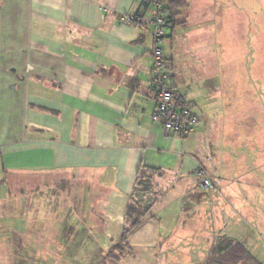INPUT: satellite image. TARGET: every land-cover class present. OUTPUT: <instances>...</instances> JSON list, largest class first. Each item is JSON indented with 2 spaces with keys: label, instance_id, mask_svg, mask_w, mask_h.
Returning a JSON list of instances; mask_svg holds the SVG:
<instances>
[{
  "label": "crops",
  "instance_id": "obj_1",
  "mask_svg": "<svg viewBox=\"0 0 264 264\" xmlns=\"http://www.w3.org/2000/svg\"><path fill=\"white\" fill-rule=\"evenodd\" d=\"M152 1L0 0V181H6L0 185V219L9 222L12 218L4 208L12 176L29 177L35 182L30 187H41L44 178L46 185L55 186L62 179L56 176H63L67 182L72 178L78 190L76 195L72 190L74 199L63 204L106 208V212H96L92 221L89 217L88 228L98 224L100 230H116L120 235L139 168L147 165L162 171L156 178L161 197L152 209L154 219L136 231L148 230L145 224L177 222L178 206L193 202L195 207L184 211L190 218L183 223L195 221L206 228L216 218L212 225L215 238L220 231L228 235L227 226L238 220L232 201L241 194L234 182L241 178L243 183L250 171L244 168L247 158L264 171V137L253 153L247 149L239 154L225 133L230 122L234 123L230 117L243 114L232 106H222L220 111L215 105L220 27L218 9L210 7L211 0L199 4L186 0L188 7L176 11L179 16L167 28L164 40L171 82L183 100L193 104L201 124L181 138L152 119L153 38L147 18L152 14ZM136 13L145 14L144 24L123 22L124 15ZM200 166L217 189L199 186L196 171ZM249 176L244 191L264 189V176ZM79 182L82 189L85 186L80 192ZM221 198L227 200L228 209L224 223L218 224L215 212L219 205L215 207L214 201ZM242 200L243 216L257 220L264 229V217L246 196ZM16 222L17 226L27 223ZM7 225L0 226L4 234L11 230ZM175 226L172 230H177L181 240L193 239ZM203 233L195 237L201 244L208 239V233ZM155 236L156 244L164 248L169 235ZM246 246L258 256L254 246L253 250ZM4 249L0 244L1 256Z\"/></svg>",
  "mask_w": 264,
  "mask_h": 264
},
{
  "label": "rangeland",
  "instance_id": "obj_2",
  "mask_svg": "<svg viewBox=\"0 0 264 264\" xmlns=\"http://www.w3.org/2000/svg\"><path fill=\"white\" fill-rule=\"evenodd\" d=\"M199 1L195 0L197 4ZM187 3L186 1L183 7H188ZM210 7L218 9L217 19L220 27L219 79L217 82L216 80L212 81L218 83L216 84L218 92L214 96L215 105L220 111L224 110L222 106H232V110L243 114L239 117L236 116L237 114L230 117L234 123L230 122L229 126L226 124L228 128H225V133L228 132L227 136L233 140L230 145L235 153L240 154L247 149L253 153L256 150V144L259 145L258 140L264 137V0H211ZM226 25L229 30L227 32ZM227 100L228 102L224 105ZM239 139L243 141L238 142ZM256 148L258 149V147ZM246 160L249 161V158ZM246 160L244 168L250 171L244 176L243 183L239 182L241 178L234 182L241 192L239 200L232 201L235 205V218L237 217L238 220H235V223H229L228 226L226 223L228 231L226 233L252 247V250L254 246V250L259 251L258 258L264 261L262 224L257 220L254 222L244 217L242 206H240L244 202L243 196H246L249 205L258 211L262 218L264 217V189L245 191L243 189L246 188L244 183H248L249 175H257L262 179L264 171L261 170L263 168L260 171L256 169L252 159L250 164ZM13 178L16 179L13 180ZM56 178H62L61 182L57 184L58 186L46 185L44 178L45 182L37 188L36 186L30 187V183L35 182L29 177L12 176V182H9L8 196L5 191V197H8L9 200L4 207L9 210L8 213L12 218L8 220L9 222L6 219H0V226L8 223V229L11 228V230L8 231L9 234H4L6 230H0V233H3L0 244L6 248L4 254L0 255V262L4 264H101L104 255L118 241L121 234L115 232L116 230L104 232L98 228V224L91 229L88 228L89 217L92 221V216L96 217V212L100 210L106 212V208H90L74 203H72L73 207L68 208L63 202L74 199L70 193L75 189L73 193L76 195L78 191L75 188L76 183L72 178V181L69 182L63 176H56ZM23 179L29 182V186L23 183ZM79 184L77 189L80 192L85 189V186L82 189L81 182ZM34 185L32 184V186ZM215 189L217 187L210 191ZM215 195L218 196V192ZM79 199L82 198L79 197L77 201ZM218 200L214 201V205L215 207L219 205L215 212L219 224L220 222L224 223L222 220L224 214L227 216L228 207L225 198ZM239 201L241 202L239 203ZM193 205V202H186L184 205L182 203L181 206H178L177 222L171 219L160 225L145 224L143 228H148V230L136 231L130 237L132 253H129L130 249H125L124 253L120 255L121 259L116 257V260H109L106 264H204L215 239L221 235V231L215 238V230L212 225L216 218H212L213 224L207 225L206 228L203 225L198 226L195 221L194 223L189 221L183 223V220L189 217V215H185L184 211H188ZM2 209L0 205V210ZM92 209H94L93 215L90 213ZM172 209L174 210L175 207ZM175 210L177 211V207ZM148 219L152 218L147 216L144 221ZM19 220L27 221V223L17 226L19 223L16 221ZM180 220L182 221L181 226ZM68 221H71L70 225ZM175 223L176 229L181 228V230L179 229L180 234L190 233L193 239L181 240L177 230H174L175 232L172 230ZM72 228L73 232L70 231ZM83 229L87 233L84 234ZM200 232L208 233L205 235L208 238L204 240L207 241L205 244L196 240ZM156 234H160L162 237L169 235L164 240L166 243L164 248L156 244V236L154 237ZM115 253L119 254V252Z\"/></svg>",
  "mask_w": 264,
  "mask_h": 264
},
{
  "label": "trees",
  "instance_id": "obj_3",
  "mask_svg": "<svg viewBox=\"0 0 264 264\" xmlns=\"http://www.w3.org/2000/svg\"><path fill=\"white\" fill-rule=\"evenodd\" d=\"M155 1L161 2V4L168 10L169 12L168 18L170 21V25L176 20V17L179 16V14L176 11L178 9L183 8V6L186 3L185 0H166V1L153 0L151 3ZM138 14L140 13H136V15ZM166 33H167V29H166ZM167 64H168V57L166 63V70L167 73L169 74ZM169 77L171 80L170 74ZM155 109H156V104H155ZM187 136L188 135H186L185 137ZM200 168H204V167L200 166ZM161 175H162V171L158 168H153L147 165L140 166L136 183L129 196L130 198L126 207L125 218H124L125 224L123 226L120 238L112 245L110 250L107 251V253L104 255L101 264H106L109 260H116V257H120V255L124 253L125 249H130L129 253H132V247L130 245V237L136 230H138L144 224L145 222L144 220L147 216H150V218L154 219V216H152V209L155 203L159 201L161 197V192L157 189L158 185L156 183V178L160 177ZM3 183H6V181L5 180L0 181V185ZM70 222L68 221L69 225ZM72 230L73 228L70 231ZM83 230H84V234L85 232L87 233L85 229ZM115 252H119L118 254L119 256ZM204 264H264V261L259 259L258 256H256L243 242H241L240 240L234 237L224 234V235H219L216 238L208 257L204 261Z\"/></svg>",
  "mask_w": 264,
  "mask_h": 264
},
{
  "label": "built area",
  "instance_id": "obj_4",
  "mask_svg": "<svg viewBox=\"0 0 264 264\" xmlns=\"http://www.w3.org/2000/svg\"><path fill=\"white\" fill-rule=\"evenodd\" d=\"M168 14V10L161 2L152 3V14L148 20L153 38L151 49L153 64L150 82L156 104L152 119L163 122L168 132H174L183 138L196 131L201 120L195 113L193 104L183 100L180 92L173 86L166 70L167 55L163 43L166 37V29L170 25ZM145 18V14L140 13L138 15H124L122 20L127 24H144ZM197 175L200 178L199 186L202 189L211 190L215 188L214 181L205 168L199 167Z\"/></svg>",
  "mask_w": 264,
  "mask_h": 264
}]
</instances>
